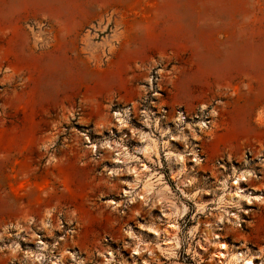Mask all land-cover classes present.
Masks as SVG:
<instances>
[{
  "label": "rangeland",
  "instance_id": "obj_1",
  "mask_svg": "<svg viewBox=\"0 0 264 264\" xmlns=\"http://www.w3.org/2000/svg\"><path fill=\"white\" fill-rule=\"evenodd\" d=\"M215 236L264 264V0H0V264H217Z\"/></svg>",
  "mask_w": 264,
  "mask_h": 264
},
{
  "label": "bare ground",
  "instance_id": "obj_2",
  "mask_svg": "<svg viewBox=\"0 0 264 264\" xmlns=\"http://www.w3.org/2000/svg\"><path fill=\"white\" fill-rule=\"evenodd\" d=\"M184 117H182L183 119ZM199 126L206 127V122H199ZM156 146V145H155ZM155 149V148H154ZM195 159H201L199 154L195 153ZM234 182L232 183L235 186V192L230 193L229 199H246L248 201L260 199V194L258 192L249 191L247 188L241 186L242 183L249 180L253 176L251 170H241L233 171ZM215 242L217 244V251L215 256L218 258L217 264H224L226 261L234 264H255L256 256L248 250H237L233 251L231 247L223 242L219 236H215Z\"/></svg>",
  "mask_w": 264,
  "mask_h": 264
}]
</instances>
